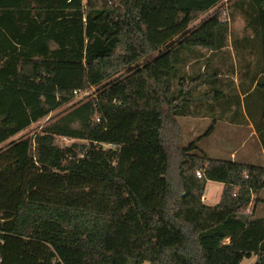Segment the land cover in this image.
Wrapping results in <instances>:
<instances>
[{"label":"trees","instance_id":"1","mask_svg":"<svg viewBox=\"0 0 264 264\" xmlns=\"http://www.w3.org/2000/svg\"><path fill=\"white\" fill-rule=\"evenodd\" d=\"M222 1L0 0V146L110 81L0 151V264H264V220L245 213L264 168L193 154L214 124L184 148L177 122L217 97H196L209 76L185 65L226 45L224 11L190 29ZM230 12L254 34L246 99L264 90V0ZM209 181L225 186L216 206L203 202Z\"/></svg>","mask_w":264,"mask_h":264},{"label":"crops","instance_id":"2","mask_svg":"<svg viewBox=\"0 0 264 264\" xmlns=\"http://www.w3.org/2000/svg\"><path fill=\"white\" fill-rule=\"evenodd\" d=\"M223 2L224 1L219 3L218 6L215 7L214 9H211L208 12H206L205 14H203L201 17L202 19L199 18L198 20H196L195 23L197 22L198 25L192 29H196L204 21L213 17L216 13L221 12L222 11L221 9L219 11H216V10L219 8L220 4H222ZM232 3H233V1L230 4H228L229 5L228 6L229 11H230V6ZM236 14H239V13H236ZM239 16L244 20L242 15L239 14ZM203 18H205V19H203ZM244 22H245V20H244ZM190 29H191V26H190ZM231 35H232L231 30H229V32H227V34H226V37H227L226 38V45L224 47H222L221 49H218V50L204 49L208 53L207 56L205 57L206 59L204 57L203 58L207 62L204 68L205 69L208 68V71H206L207 72L206 74H208V76H209V81L197 90V92L195 93V96L198 97L201 94H207V93H213L214 94V92H216L217 97H212L208 101L196 102L195 104H191V106L187 110V114L185 116L178 117L177 122H178V125L180 128L184 127L183 123L186 125L190 124L189 126L185 127V129L188 130V135H193L194 138L192 141L201 137L209 129V127L212 124H214L213 133L209 137L203 138L198 143V147H199V144L203 140L212 139V138L216 137L217 142H216V146H215L216 149L214 152L202 150V153L205 154L210 159L225 160V159L220 158L219 156H215V155L216 154H219V155L227 154L228 155L227 159H229V160H226V161H234V162H238L241 164H247V165H256V166H260V167L264 168V147L262 145L260 135L257 131L256 126L253 124V122L250 120L249 116L247 115L246 109L237 110V109L231 108V106H230L231 103L228 99V97L232 96V95H229V92L231 89L229 81H228L229 76L224 71V65H226L229 50H235L237 53H239L241 55V57L243 58L244 61H247V59L249 57H252L254 63H251V62L249 63L247 61L246 67L250 69V68L255 66V58L251 54V51H250L251 47L248 44V39H252L254 34H253L252 30L246 28V23H245L244 31L239 37H233L232 38ZM244 37H246V42H244L243 44H242V42L238 43V44L234 43L235 39H238L239 41H241L242 38H244ZM200 49H203V48H200ZM197 50H199V49H196L195 51L198 52ZM194 60L198 61V60H200V58H195ZM187 65H188V62L185 65V67ZM257 72H258V68H257ZM204 73L205 72H202V73L200 72L199 74H204ZM246 75L249 76L248 79L250 80L251 75H248V74H246ZM233 76L234 77H232V79H233V81L236 82L238 77H237V75L235 76V73ZM259 78H260V74H259V76L255 77L254 79L256 81ZM252 81H254V80H252ZM203 88H205V90ZM253 88H254V86H252V82H251V84H247L245 86L244 90L240 88V85H239V87L236 88L235 83H234V86L232 87L233 90L231 89L234 96H235L233 98L235 99V101L240 102V101H242V99L244 100L246 97L245 91H247L248 89H250V91H252ZM235 101H234V103H235ZM256 115H257V125L261 124V119H260L261 113H260V111H257ZM198 125H201L205 129V132L199 133L201 127L197 128ZM206 128H207V130H206ZM181 136H182V138L184 137L183 132H182ZM246 136L248 138L253 139V141H254L253 146L254 147L247 149L241 153V151H240L241 148H240L238 143L241 141H245L244 139ZM17 137H18V135L12 139L15 140ZM191 142H189V143H191ZM214 153H216V154H214ZM258 161H260V163L262 162V164H257ZM210 183H217L218 184L217 186H219V188H222V190H221L222 192L219 194L220 195L219 198H218L217 194H208V193L204 194L203 202L207 206H216L221 201L225 186L222 183L212 182V181H209L207 183V186ZM262 192H264V189L258 195L254 196V199H253L252 203L250 204V209L254 213L253 219L264 220V218H256V216H255L256 212L254 211V208H253V207H257L258 202H260V201L264 202V199L261 197ZM257 199H259V200L257 201ZM255 259L257 260V257L255 255H253L251 258L247 259L250 261V262H248V264L252 263Z\"/></svg>","mask_w":264,"mask_h":264},{"label":"rangeland","instance_id":"3","mask_svg":"<svg viewBox=\"0 0 264 264\" xmlns=\"http://www.w3.org/2000/svg\"><path fill=\"white\" fill-rule=\"evenodd\" d=\"M233 0H224V2L222 4H220L219 8L216 10V11H219L220 9L222 11H224V20L225 21H228V26L230 27V30H231V36L232 38L233 37H239L243 31H244V28H245V22L244 20L239 16V14H236L234 20L232 18V15H231V12L228 10V4H230ZM229 2V3H228ZM216 13V12H215ZM202 17V16H201ZM200 17V19H202ZM205 19V18H203ZM201 23V22H200ZM198 24L197 22L195 23H192L191 24V29L196 27ZM198 52H194V53H188L187 54V58H188V65L185 67L186 69V72L188 73V75H198L200 72H205L207 73L206 71H208V68L205 69V65H206V56H207V52L204 50V49H199L197 50ZM201 55V56H200ZM203 55V56H202ZM195 56V57H194ZM205 59H204V58ZM195 58H200V60L196 61L194 60ZM245 59V58H244ZM247 61L250 63H254L253 62V58L252 57H249L247 59ZM247 61H244L243 58L241 57V55L239 53H237L235 50H229L228 51V58H227V61H226V65H224V71L228 74L229 76V84H230V88L232 89V87L234 86V83H235V87H239L240 85V88L241 89H244L245 86L247 84H251L252 80L255 78L256 76V72H257V68L256 66L252 67V68H247L246 67V62ZM127 73V70L123 71L122 73H120L119 75L115 76L113 78V80L111 81H117L121 75H124ZM235 73V76L237 75V81H233L232 77H234ZM246 74L248 75H251V78L250 80L248 79L249 76H247ZM250 82V83H249ZM110 81H106L104 82L103 84H101L100 86L98 87H94L93 89L89 90V91H86V92H82L78 95H76L74 101L69 104V105H66L60 109H58L57 111L53 112L50 116H48L47 118L33 124L31 127H29L28 129H26L25 131H23L22 133H20V135H18V137L14 140H9L7 143L3 144L0 146V151L3 150L5 148L6 145H8L9 143H11L12 141H19V140H22V139H26V138H31L33 137L34 135H37L39 134L45 127H47L50 123H52L54 120L58 119L60 116H63L69 109V106L72 105V104H76V103H81L82 101H85L87 99H89L96 91H98L101 87L109 84ZM238 85V86H237ZM177 84L175 86V88H177ZM205 90V88H203ZM230 89V92H229V95H232L230 97H228L230 103H231V108L233 109H237V110H242V109H246L247 110V115L249 116L250 120L253 122V124L257 127V101L258 99H260V96L263 97L264 96V90L263 89H256L253 94H251L249 97H247L246 99H242V101H240L238 103V101H235V99L233 97L234 94L232 92V90ZM235 101V103H234ZM262 102V101H261ZM261 107H264V101L263 103L261 104ZM231 118V117H230ZM190 125V124H189ZM189 125H186L183 123V128H180V134L182 135V132L184 133V139L182 138L181 136V147H187L193 140V135H188V130L185 129V127L189 126ZM77 127V126H76ZM200 132L199 133H203L205 132V129L201 126V125H198L197 128H200ZM207 130V128H206ZM245 141H241L239 142V146L240 148V151L241 153L244 152L245 150L247 149H250V148H253V144H254V141L253 139L251 138H248L247 136L245 137L244 139ZM74 142H80V143H85L84 141H77V140H66V139H59L58 140V144L60 145H68V146H71ZM216 142H217V139L216 137L215 138H212V139H205L203 140L200 144H199V147H197V150L195 152H193V154H198V155H202V150H207L209 152H214L215 149H216ZM243 144V145H242ZM105 148H109L111 147L110 145H104ZM216 154V153H214ZM215 156H219L220 158H223L225 160H229L227 159L228 158V155L225 154V155H219V154H216ZM257 164H262V162L260 163V161H258ZM218 184L217 183H210L207 187H206V191L204 194L208 193V194H217L218 195V198L220 197V193L222 192V188H219V186H217ZM261 197L264 199V192H262V195ZM217 198V199H218ZM254 208V211L256 212V218H264V202H258V205L257 207H253ZM246 214H250V213H253V211L250 209V207L245 211ZM256 259L250 263V264H253L255 263ZM248 262H250L249 260L245 259L243 261L242 264H248ZM145 264H149V263H145Z\"/></svg>","mask_w":264,"mask_h":264},{"label":"built area","instance_id":"4","mask_svg":"<svg viewBox=\"0 0 264 264\" xmlns=\"http://www.w3.org/2000/svg\"><path fill=\"white\" fill-rule=\"evenodd\" d=\"M84 1V3H86L87 2V0H83ZM80 93H82L81 91H75V95H78V94H80ZM67 140V139H66ZM197 176L199 177V178H201L202 177V173L201 172H198L197 173ZM250 214H252V213H250ZM249 214V215H250Z\"/></svg>","mask_w":264,"mask_h":264}]
</instances>
